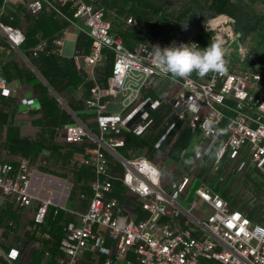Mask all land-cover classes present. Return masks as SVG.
I'll use <instances>...</instances> for the list:
<instances>
[{
	"label": "built area",
	"instance_id": "2783aa9c",
	"mask_svg": "<svg viewBox=\"0 0 264 264\" xmlns=\"http://www.w3.org/2000/svg\"><path fill=\"white\" fill-rule=\"evenodd\" d=\"M11 1L0 4V32L19 49L26 41L25 33L3 19ZM67 6L72 7L73 23L90 39L88 52L76 51L72 59L78 69H88L93 85L85 107L94 113L98 128H88L78 119L65 126V142L82 145V169H90L92 175L76 189L87 209L78 213L77 220L64 224L58 264H264V71L245 65L249 41L235 19L222 14L204 28L195 27L206 45L193 36L175 40L177 46L196 43L201 48L213 40L223 41L229 50L228 74L209 73L200 78L193 73L182 79L160 71L153 63L152 47L171 46L165 22H159L162 32L153 36L150 27L143 28L137 17L129 16V24L154 37L130 47L113 31L111 16H118L117 8L97 0L28 2L32 14L46 9L64 15ZM64 44L61 34L52 46L40 42L31 55L62 53ZM108 52L112 69L103 80L96 67ZM157 77L176 85L170 100L172 113L159 138L138 153L127 148L123 134L127 127L121 115ZM6 85L7 79L0 73V92ZM34 102L27 99L24 104ZM205 121H211L210 129ZM156 126L153 113L141 109L128 129L143 136L151 135ZM194 139L189 155L188 144ZM173 140L184 143L178 154L183 171L165 177L154 157L162 151L163 159L164 145ZM121 148L127 153L118 152ZM110 155L117 160L111 167ZM189 160L192 163H186ZM145 161L161 173L157 182L149 178ZM34 174L28 159L0 161L1 199L32 209L37 224L45 222L51 206L56 213H77L51 196L33 193ZM75 186L72 181L69 189ZM1 241L0 237V259L5 254ZM87 256L90 258L85 259Z\"/></svg>",
	"mask_w": 264,
	"mask_h": 264
},
{
	"label": "crops",
	"instance_id": "0c3cea01",
	"mask_svg": "<svg viewBox=\"0 0 264 264\" xmlns=\"http://www.w3.org/2000/svg\"><path fill=\"white\" fill-rule=\"evenodd\" d=\"M29 1H11L3 16L6 22L23 30L27 40L22 46L25 47L27 41L28 46L17 49L0 32V73L7 79L6 87L0 92V161L30 160L35 169L33 193L51 196L56 203L74 208L77 213H56L55 207L51 206L48 210V213L53 212L50 219L47 213L45 222L37 224L32 209L19 207L14 201H4L0 197V237L5 253L0 264H58L57 247L64 224L69 219L77 220L78 213L87 209V203L78 199L76 189L92 175L90 169H82V145L65 142V126L78 119L88 128L95 131L98 128L94 113L85 107V99L93 85L88 69H78L72 59L76 51L88 52L89 37L71 20V6L65 8L64 15L46 9L32 14L28 9ZM2 2L0 0V4ZM10 16H14V20H10ZM76 20L82 22V19ZM61 34L65 38L62 53L32 57L31 51L40 42L52 46L53 39ZM120 36L130 47L141 39L138 34L127 32ZM112 60L108 52L96 67L103 80L111 72ZM175 91L172 80L154 78L139 101L121 115L127 127L123 131L127 148L142 153L159 138L165 119L172 113L170 100ZM27 99H34V104L25 105ZM141 109L150 110L157 120L151 135L135 136L128 129L130 121ZM147 139L150 140L148 146ZM190 146L191 143L188 144L189 155L194 149ZM182 147L183 142L174 141L169 146L164 145L163 159L162 151L154 157L163 168L165 177L183 171L178 157ZM118 152L127 153L126 148ZM109 158L111 167L117 160L113 155ZM72 181L76 186L69 189ZM118 189L123 197V187L120 185Z\"/></svg>",
	"mask_w": 264,
	"mask_h": 264
},
{
	"label": "rangeland",
	"instance_id": "374dc122",
	"mask_svg": "<svg viewBox=\"0 0 264 264\" xmlns=\"http://www.w3.org/2000/svg\"><path fill=\"white\" fill-rule=\"evenodd\" d=\"M100 2L105 3L110 8H117L119 11L118 16H111L113 17V20L116 24H122L124 25L128 31L132 34H138L140 36V42H147L150 39H153V36H157L162 32V28L159 26V22L163 21L166 23L165 27L167 30H165V34L167 37V44L172 45L173 42H175L176 39L184 36H193L198 37L197 31L194 29L195 26L191 25L189 14H186L184 17H181V13L188 7L191 8V10H194L197 6V3L200 4H206L210 3L212 0H145V2L148 4L149 7L144 6V4L141 5H135L133 4L132 0H97ZM108 1H111L110 3ZM245 3H248L251 7V10L255 15L258 17L263 16L264 17V0H244ZM159 8V11L162 13V15H153L152 10L153 8ZM151 11V12H150ZM138 12V13H137ZM129 16H135L137 17L142 27H150L152 31V35H146L141 31L140 29H137L136 27H133L131 24L127 22V18ZM181 18V19H180ZM186 25V27H185ZM197 28V27H196ZM200 37V36H199ZM198 37V38H199ZM200 40V38H199ZM249 41V48L250 44L252 43V36L248 37ZM203 45H206L201 41ZM36 61V60H35ZM197 140L194 139L191 142L190 148L192 146L194 147V144ZM146 145L150 143V140H145ZM161 154V153H160ZM159 154V155H160ZM158 159H156L154 162H157ZM244 183L240 184L239 186L242 187ZM245 197H242L244 199ZM235 203H239L238 201H235ZM264 212V210L262 211ZM90 257L87 256L85 259H89ZM88 263V262H87ZM15 264V263H14Z\"/></svg>",
	"mask_w": 264,
	"mask_h": 264
},
{
	"label": "clouds",
	"instance_id": "9594fccd",
	"mask_svg": "<svg viewBox=\"0 0 264 264\" xmlns=\"http://www.w3.org/2000/svg\"><path fill=\"white\" fill-rule=\"evenodd\" d=\"M152 48L155 67L174 77L187 79L193 73L200 78L209 73L221 76L228 74L229 61L226 57L229 55V50L224 46L223 41L213 40L204 48L196 43H181L177 46L175 42L168 47L162 48L156 45ZM205 127L210 129L211 121H205ZM186 163H192V161L189 160ZM145 165L150 172L149 178L157 182L161 175L159 170L147 161Z\"/></svg>",
	"mask_w": 264,
	"mask_h": 264
},
{
	"label": "trees",
	"instance_id": "16d2710c",
	"mask_svg": "<svg viewBox=\"0 0 264 264\" xmlns=\"http://www.w3.org/2000/svg\"><path fill=\"white\" fill-rule=\"evenodd\" d=\"M128 1V0H127ZM135 5L148 6L145 0H132ZM109 3L111 1H108ZM194 10L190 7L186 8L182 13L181 17L189 14L191 25L204 28V24L210 19L217 17L219 15L225 14L233 17L235 19L236 27L240 29L246 37L252 36V43L250 44V49L248 50L247 59L245 62L246 66H250L256 70L264 71V17H258L253 13L251 7L244 0H212L210 3L200 4L197 3ZM159 8H153V15H162ZM151 12V11H150ZM138 13V12H137ZM181 19V18H180ZM113 20V31L115 30L117 34L125 35L126 32L130 33L128 29L122 24H116ZM200 40L205 43V38L203 36L199 37ZM27 40V37H26ZM26 43V42H25ZM31 44V43H29ZM25 45V44H24ZM23 45V46H24ZM24 49L28 46V41ZM70 69L68 68L67 71ZM53 214L52 210L49 211V219ZM60 236H62V231Z\"/></svg>",
	"mask_w": 264,
	"mask_h": 264
},
{
	"label": "water",
	"instance_id": "95a60500",
	"mask_svg": "<svg viewBox=\"0 0 264 264\" xmlns=\"http://www.w3.org/2000/svg\"><path fill=\"white\" fill-rule=\"evenodd\" d=\"M139 113H140V111L135 115V117L138 116ZM135 117H134V118H135ZM134 118H133V119H134ZM133 119H132V120H133ZM132 120L130 121L129 125L131 124Z\"/></svg>",
	"mask_w": 264,
	"mask_h": 264
},
{
	"label": "snow or ice",
	"instance_id": "6c2138e0",
	"mask_svg": "<svg viewBox=\"0 0 264 264\" xmlns=\"http://www.w3.org/2000/svg\"><path fill=\"white\" fill-rule=\"evenodd\" d=\"M145 167H147V166L145 165ZM12 255H15V253H12Z\"/></svg>",
	"mask_w": 264,
	"mask_h": 264
}]
</instances>
